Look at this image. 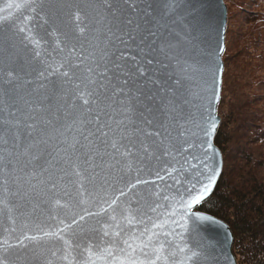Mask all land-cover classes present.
<instances>
[{
	"label": "snow or ice",
	"instance_id": "snow-or-ice-1",
	"mask_svg": "<svg viewBox=\"0 0 264 264\" xmlns=\"http://www.w3.org/2000/svg\"><path fill=\"white\" fill-rule=\"evenodd\" d=\"M224 11L0 0V264H235L203 210Z\"/></svg>",
	"mask_w": 264,
	"mask_h": 264
},
{
	"label": "trees",
	"instance_id": "trees-1",
	"mask_svg": "<svg viewBox=\"0 0 264 264\" xmlns=\"http://www.w3.org/2000/svg\"><path fill=\"white\" fill-rule=\"evenodd\" d=\"M226 35L225 27V51L221 54V100L218 105L221 117L216 134V144L223 155V171L203 210L230 227L232 252L238 264H264V114L248 108V102L255 103L257 99L245 97V85L238 86L237 76L229 78L227 75L229 57L226 53L230 49ZM227 88H231L229 98L232 100L225 113L227 105L223 100V90ZM255 174H259L262 181L258 175L257 180Z\"/></svg>",
	"mask_w": 264,
	"mask_h": 264
},
{
	"label": "rangeland",
	"instance_id": "rangeland-1",
	"mask_svg": "<svg viewBox=\"0 0 264 264\" xmlns=\"http://www.w3.org/2000/svg\"><path fill=\"white\" fill-rule=\"evenodd\" d=\"M224 4L227 9L226 40L230 49L226 53L229 57L227 75L229 78L237 76L238 86L245 85V97L257 99L255 103L248 102V108L264 114V0H224ZM230 90H223V100L227 105L225 113L232 100L229 98ZM218 115L221 117L220 113Z\"/></svg>",
	"mask_w": 264,
	"mask_h": 264
},
{
	"label": "water",
	"instance_id": "water-1",
	"mask_svg": "<svg viewBox=\"0 0 264 264\" xmlns=\"http://www.w3.org/2000/svg\"><path fill=\"white\" fill-rule=\"evenodd\" d=\"M221 2H222V5L224 6V9H225V11H224V13H223V16H222V22H223V44H224V32H225V25H226L227 9H226V6H225V4H224V1L221 0ZM220 60H221V62H222L221 56H220ZM222 66H223V62H222ZM218 117H219V115H218ZM219 120H220V117H219ZM207 214H209V213H207ZM209 215H211V214H209ZM212 216H214V215H212ZM214 217H216V216H214ZM216 218L219 219V220H221V221L227 226V228H228V229L230 230V232H231L230 227L228 226V224H227L225 221H223L222 219H220V218H218V217H216ZM209 234L212 235V236H214V237H215L216 239H218V240H222V239H223V232L220 231V230H218V229H215V228H213V229H209ZM232 242H233V234H232V232H231V240H230V242H229V244H230V254H231L232 257H234V259H235V264H238L237 261H236V258H235V256H234V254H233V252H232Z\"/></svg>",
	"mask_w": 264,
	"mask_h": 264
}]
</instances>
